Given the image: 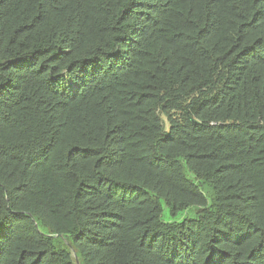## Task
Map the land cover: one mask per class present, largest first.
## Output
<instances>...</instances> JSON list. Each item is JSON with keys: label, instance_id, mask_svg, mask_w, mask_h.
Wrapping results in <instances>:
<instances>
[{"label": "trees", "instance_id": "trees-1", "mask_svg": "<svg viewBox=\"0 0 264 264\" xmlns=\"http://www.w3.org/2000/svg\"><path fill=\"white\" fill-rule=\"evenodd\" d=\"M0 264H264V0H0Z\"/></svg>", "mask_w": 264, "mask_h": 264}, {"label": "rangeland", "instance_id": "rangeland-1", "mask_svg": "<svg viewBox=\"0 0 264 264\" xmlns=\"http://www.w3.org/2000/svg\"><path fill=\"white\" fill-rule=\"evenodd\" d=\"M166 217V216H165Z\"/></svg>", "mask_w": 264, "mask_h": 264}]
</instances>
